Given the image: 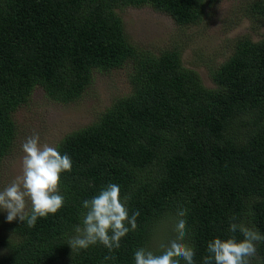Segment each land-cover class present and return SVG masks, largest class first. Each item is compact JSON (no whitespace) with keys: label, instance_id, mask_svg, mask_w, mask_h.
I'll return each instance as SVG.
<instances>
[{"label":"trees","instance_id":"16d2710c","mask_svg":"<svg viewBox=\"0 0 264 264\" xmlns=\"http://www.w3.org/2000/svg\"><path fill=\"white\" fill-rule=\"evenodd\" d=\"M208 1L0 0V159L16 136L12 112L35 87L69 103L94 71L132 61L129 92L54 145L73 162L60 175L64 206L34 227L3 221L10 236L0 238V264H134L136 249L159 253L174 238L178 209H187L195 264L208 242L230 235L233 216L264 235V36L235 39L208 69L214 87H205L176 49L137 54L116 11L149 5L186 25ZM246 12L264 22V0H251ZM109 183L119 185L121 200L130 197L129 217L139 211L137 229L112 253L99 243L72 251L82 202ZM256 249L251 264H264V241Z\"/></svg>","mask_w":264,"mask_h":264},{"label":"rangeland","instance_id":"374dc122","mask_svg":"<svg viewBox=\"0 0 264 264\" xmlns=\"http://www.w3.org/2000/svg\"><path fill=\"white\" fill-rule=\"evenodd\" d=\"M250 1H208L197 21L186 25H176L167 14L149 5L125 6L116 11L124 36L137 54L176 49L183 66L195 70L205 87H214L208 69L229 55L234 40L242 36L258 40L264 36V22L246 12ZM131 64L129 60L108 71H94L82 95L69 103L48 99L40 87H35L27 102L12 112L16 136L0 159V190L21 173V146L26 138L38 133L41 144L54 146L65 133L90 123L115 98L129 92L127 75ZM6 216L0 210V238L10 236L2 226Z\"/></svg>","mask_w":264,"mask_h":264},{"label":"clouds","instance_id":"9594fccd","mask_svg":"<svg viewBox=\"0 0 264 264\" xmlns=\"http://www.w3.org/2000/svg\"><path fill=\"white\" fill-rule=\"evenodd\" d=\"M21 148L24 153L21 173L0 190V210L7 213L8 222L19 220L28 227H34L38 218L55 214L64 206V196L59 189L60 175L70 172L73 162L67 153H60L58 146L41 144L38 133L26 138ZM129 199L125 196L121 200L119 185L109 183L97 195L83 201L82 207L86 211L82 226H76V235L67 241L72 251L86 250L97 243L107 248L109 253L119 249L121 238L137 229L136 221L140 215L139 211H135L129 217ZM186 213L187 209L177 210L173 229L175 236L160 244L159 253L140 247L134 251V264H181V261L195 264V250L185 243ZM236 219L233 216L229 223L230 235L223 239L213 238L207 243L203 264H251L256 257V244L264 241V235L254 227L234 222ZM237 232L242 239H237Z\"/></svg>","mask_w":264,"mask_h":264}]
</instances>
